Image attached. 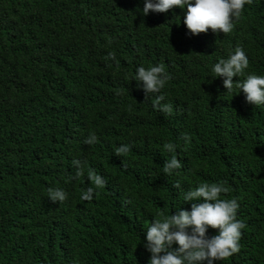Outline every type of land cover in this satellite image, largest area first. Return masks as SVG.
<instances>
[{"label": "trees", "instance_id": "1", "mask_svg": "<svg viewBox=\"0 0 264 264\" xmlns=\"http://www.w3.org/2000/svg\"><path fill=\"white\" fill-rule=\"evenodd\" d=\"M143 6L0 0V264H150L152 222L190 211L184 195L205 182H224L221 199L237 200L245 224L240 251L214 264H264V105L213 78L231 47L249 60L234 81L264 77V0L245 4L217 50L188 33L182 9L143 16ZM157 65L171 78L145 97L137 69ZM157 96L170 114L153 108ZM173 155L182 167L167 175ZM89 169L107 183L83 201ZM49 188L67 199L53 203Z\"/></svg>", "mask_w": 264, "mask_h": 264}, {"label": "clouds", "instance_id": "2", "mask_svg": "<svg viewBox=\"0 0 264 264\" xmlns=\"http://www.w3.org/2000/svg\"><path fill=\"white\" fill-rule=\"evenodd\" d=\"M252 0H144L143 16L152 13H166L171 9L180 8V20L183 21L188 33L198 37L201 44L210 50H217L223 38L230 34L234 27V19H239L245 4ZM186 9V12L183 10ZM225 57L213 67L215 77H223L224 88L231 92L234 88L244 93L246 102L260 106L264 105V77L247 75L243 81L233 77L245 76L249 67V60L241 48H230ZM109 58L115 59V53H109ZM170 75L165 72L163 65L145 69L139 67L136 80L142 82L145 97L149 94L159 93L170 80ZM163 96H157L153 108L171 113L172 106H160ZM183 139L190 142V137L185 134ZM97 142L95 134H91L85 141L86 144ZM177 145L167 143L164 148L169 153L175 151ZM130 152L129 145H121L116 149L117 156H126ZM76 166L74 178L84 175V166L80 161L74 160ZM182 163L173 155L165 162L163 171L172 175L181 169ZM88 179L95 188L88 187L81 195L83 201H91L95 190L106 186L107 181L94 170L89 169ZM174 187L179 188L177 182ZM229 189L224 182L201 183L195 190H190L184 195V201L191 203V209L176 211L168 216L160 214L161 218L155 219L146 232L144 247L151 253L150 264H214L215 261L227 260L240 251L239 241L241 229L245 224L236 218L239 205L236 199H221L222 194ZM48 197L56 203L64 202L67 194L59 188L48 189ZM195 201V202H193ZM208 229L218 230V234L209 237ZM190 230V231H189ZM173 244L178 247L173 248Z\"/></svg>", "mask_w": 264, "mask_h": 264}]
</instances>
